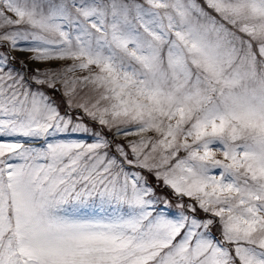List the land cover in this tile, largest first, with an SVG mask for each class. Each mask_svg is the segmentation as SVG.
<instances>
[{
  "label": "snow or ice",
  "instance_id": "6c2138e0",
  "mask_svg": "<svg viewBox=\"0 0 264 264\" xmlns=\"http://www.w3.org/2000/svg\"><path fill=\"white\" fill-rule=\"evenodd\" d=\"M0 264H264V0H0Z\"/></svg>",
  "mask_w": 264,
  "mask_h": 264
},
{
  "label": "rangeland",
  "instance_id": "374dc122",
  "mask_svg": "<svg viewBox=\"0 0 264 264\" xmlns=\"http://www.w3.org/2000/svg\"><path fill=\"white\" fill-rule=\"evenodd\" d=\"M13 56L15 57V60H16L15 67L20 68L21 62H23L25 69L29 75L37 68L40 69L41 71H44L46 68L59 66L56 63H51V64L34 63L29 59V57L31 56L30 53L14 52ZM30 68H32V69H30ZM22 70H24V69H22ZM56 95H57V98H59V94H56ZM62 110H63V105H62ZM119 142L126 143V138H123V137L119 138ZM150 179H152V178L150 177Z\"/></svg>",
  "mask_w": 264,
  "mask_h": 264
},
{
  "label": "trees",
  "instance_id": "16d2710c",
  "mask_svg": "<svg viewBox=\"0 0 264 264\" xmlns=\"http://www.w3.org/2000/svg\"><path fill=\"white\" fill-rule=\"evenodd\" d=\"M30 69H32V68H30Z\"/></svg>",
  "mask_w": 264,
  "mask_h": 264
}]
</instances>
